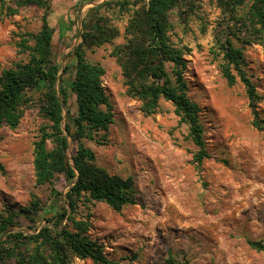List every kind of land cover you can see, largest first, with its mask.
<instances>
[{
	"label": "rangeland",
	"instance_id": "obj_1",
	"mask_svg": "<svg viewBox=\"0 0 264 264\" xmlns=\"http://www.w3.org/2000/svg\"><path fill=\"white\" fill-rule=\"evenodd\" d=\"M104 1L91 16L116 28L117 34L86 48L85 57L104 67L102 84L114 115L107 130L96 131L84 143L94 151L97 164L133 177L136 203L114 210L94 201L91 237L116 264H165L169 253L187 264H264V249L248 243L264 237V129L250 123L243 84L238 79L227 84L219 68L218 42L225 36L228 13L219 0H187L168 10L167 34L188 48L187 92L200 106L205 127L209 156L196 168L192 154L197 147L173 104L160 99L157 112L144 115L139 101L125 93L120 66L111 54L113 46L125 40V26L141 2L120 7L116 0H51L48 21L54 27L56 61L63 67L70 60L88 10ZM250 1L244 0L237 12H244ZM43 12V7L22 5L16 14L0 19V72L27 58L26 52H17L15 41L19 34L38 31ZM243 55L245 69L262 96L258 112L264 118V47L248 44ZM45 122L39 107L32 105L15 128H0V210L4 203L26 204L31 194L48 200L50 186L35 184L32 166L33 141ZM47 146L51 147L49 141ZM57 188L64 192L67 186ZM20 225L30 230L25 219ZM71 264L93 263L74 258Z\"/></svg>",
	"mask_w": 264,
	"mask_h": 264
},
{
	"label": "trees",
	"instance_id": "obj_2",
	"mask_svg": "<svg viewBox=\"0 0 264 264\" xmlns=\"http://www.w3.org/2000/svg\"><path fill=\"white\" fill-rule=\"evenodd\" d=\"M130 1L141 4L125 26V40L111 50L121 69L125 93L139 101L144 115L157 112L160 99L173 104L175 115L187 124L188 137L197 147L192 161L198 168L209 153L201 108L187 92L184 55L188 48L172 42L167 34L168 10L187 0H116L115 4L121 7ZM105 3L88 10L78 32L81 40L61 67L52 45L54 27L48 21L51 0H0V19L16 14L22 5L44 8L38 31L19 34L15 41L17 52H26L27 58L0 72V128H15L25 108L39 107L46 122L39 126L33 141L34 182L50 186L47 201L31 194L24 205L4 203L0 210V264H71L74 258H87L93 264L117 263L89 233L90 205L101 201L120 210L136 203L135 182L130 175L110 173L97 164L94 151L84 143V138H94L96 131L107 130L113 122V105L102 84L105 69L85 57L86 48L117 34L116 28L91 16ZM219 3L229 19L224 26L225 36L218 42L221 74L229 85L237 79L243 84L251 110L250 123L263 130L264 118L258 112L262 96L245 69L243 47L251 43L264 47V0H251L242 13L237 8L244 0ZM57 184L67 186L66 190H58ZM21 219L29 222L30 230L20 228ZM248 243L253 249H264V237ZM164 261L187 264L171 253Z\"/></svg>",
	"mask_w": 264,
	"mask_h": 264
}]
</instances>
